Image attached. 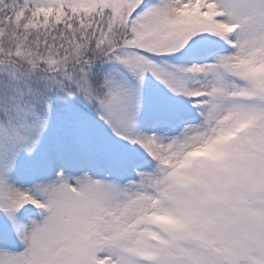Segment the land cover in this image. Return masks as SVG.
I'll list each match as a JSON object with an SVG mask.
<instances>
[{"label":"snow or ice","instance_id":"snow-or-ice-1","mask_svg":"<svg viewBox=\"0 0 264 264\" xmlns=\"http://www.w3.org/2000/svg\"><path fill=\"white\" fill-rule=\"evenodd\" d=\"M0 264H264V0H0Z\"/></svg>","mask_w":264,"mask_h":264}]
</instances>
